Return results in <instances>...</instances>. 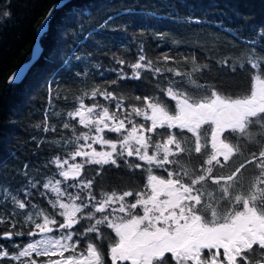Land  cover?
<instances>
[{"label":"snow or ice","instance_id":"6c2138e0","mask_svg":"<svg viewBox=\"0 0 264 264\" xmlns=\"http://www.w3.org/2000/svg\"><path fill=\"white\" fill-rule=\"evenodd\" d=\"M255 36L243 41L245 55L236 62L215 61L233 76L245 74L235 91L219 82L188 87V76L201 79L208 65L199 66L200 77L195 65L191 74L173 76L171 67L162 74L143 43L133 62L113 53L116 79L92 90L90 104L86 93L67 112L63 128L75 136H65L61 155L48 162L50 170L55 165L51 178L29 180L25 170L15 191L0 188V240L11 242L0 243V264H264V44L256 48L264 27ZM149 70L160 77L155 94L124 93L122 81L142 80ZM23 75L13 73L10 82ZM242 92L248 94L232 98ZM121 169L144 179L103 188L104 174ZM8 225L13 230H4ZM47 234L59 238L37 239ZM18 237L29 238L26 246Z\"/></svg>","mask_w":264,"mask_h":264},{"label":"trees","instance_id":"16d2710c","mask_svg":"<svg viewBox=\"0 0 264 264\" xmlns=\"http://www.w3.org/2000/svg\"><path fill=\"white\" fill-rule=\"evenodd\" d=\"M54 1L0 0V188L11 185L15 191L25 183L21 175L25 170L29 180L47 182L51 178L55 165L50 170L48 162L61 155L58 149L65 136L70 140L75 136L71 127L63 128L69 119L67 112L74 110L86 93V103L90 104L92 90L105 88L116 79L110 71L115 67L110 59L113 53L133 62L143 43L144 54L162 68V74L170 67L173 76L182 70L191 74L195 65L200 77L199 66L208 65L201 79L188 76V87L219 82L235 91L237 85L246 84L245 74L237 71L233 76L215 61L231 57L236 62V57L245 55L243 41L256 39V30L264 27V0H69L54 11L47 31L41 35L39 58L19 83L9 82L11 71L29 57L34 28ZM5 12L10 17H5ZM109 16L110 27L101 30L99 24ZM192 19L200 22H190ZM121 27L123 30H112ZM154 33L165 38L157 40ZM261 44L264 41L256 48ZM165 53L179 59L160 60ZM77 72L87 75L77 77ZM142 74V80L121 82L125 94H155L160 77L150 70ZM167 82L166 76L160 86L166 87ZM100 102L106 103L102 97ZM143 179L123 169L109 170L102 187L126 189L130 181ZM35 202H40L39 195ZM8 211H12L11 205ZM4 230L13 229L8 225ZM58 238L53 234L37 237ZM28 239L18 237L15 242L26 246ZM0 243L11 247L10 241Z\"/></svg>","mask_w":264,"mask_h":264},{"label":"water","instance_id":"95a60500","mask_svg":"<svg viewBox=\"0 0 264 264\" xmlns=\"http://www.w3.org/2000/svg\"><path fill=\"white\" fill-rule=\"evenodd\" d=\"M68 1L69 0H55L48 7V9L46 10L45 14L43 15V17L40 19V21L37 23V25L34 28V36H33V41H32L31 48H30L29 57L26 60L22 61L18 66H16L11 71V73L8 75V81L9 82H10V78H11L12 74L17 72V71H23V73H24V75L22 77V79H23L24 76L26 75V73L28 72V70L30 69V67L32 66V64L39 58V56L41 55V52H42V45L40 44V37L48 29L49 21H50V19L53 16V14H52L51 17H49L47 14L50 11L53 13L55 9H57L58 7L64 5ZM45 24H47L46 30L45 31H41V29L43 28V26ZM21 80H18V81H15V82H11V83H18Z\"/></svg>","mask_w":264,"mask_h":264},{"label":"rangeland","instance_id":"374dc122","mask_svg":"<svg viewBox=\"0 0 264 264\" xmlns=\"http://www.w3.org/2000/svg\"><path fill=\"white\" fill-rule=\"evenodd\" d=\"M93 147L96 148L97 151H106L107 150L103 144H96V145H93ZM65 158H67V157H65Z\"/></svg>","mask_w":264,"mask_h":264},{"label":"bare ground","instance_id":"6f19581e","mask_svg":"<svg viewBox=\"0 0 264 264\" xmlns=\"http://www.w3.org/2000/svg\"><path fill=\"white\" fill-rule=\"evenodd\" d=\"M66 3H67V2H66ZM66 3H65V4H66ZM62 6H63V5H62ZM60 7H61V6H60ZM58 8H59V7H58ZM55 10H56V9H55ZM55 10H54V11H55ZM53 14H54V12H53ZM52 17H53V16H52ZM50 20H51V19H50ZM49 23H50V21H49ZM48 27H49V26H48ZM46 31H47V30H46ZM40 44H41V43H40ZM24 77H25V76H24ZM18 83H19V82H18Z\"/></svg>","mask_w":264,"mask_h":264}]
</instances>
